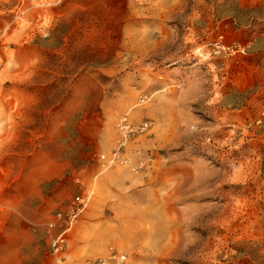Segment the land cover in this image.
<instances>
[{"label":"rangeland","instance_id":"rangeland-1","mask_svg":"<svg viewBox=\"0 0 264 264\" xmlns=\"http://www.w3.org/2000/svg\"><path fill=\"white\" fill-rule=\"evenodd\" d=\"M110 252L264 264V0H0V264Z\"/></svg>","mask_w":264,"mask_h":264},{"label":"built area","instance_id":"built-area-1","mask_svg":"<svg viewBox=\"0 0 264 264\" xmlns=\"http://www.w3.org/2000/svg\"><path fill=\"white\" fill-rule=\"evenodd\" d=\"M146 128V122L140 121L135 123L131 121L128 113L121 114L116 125L118 149L126 146L128 141L142 133ZM118 149L112 152V155L108 158L104 155L100 156L99 160H101L102 167H109L115 161L121 160L118 157ZM89 201V193L83 192L75 194L69 199L66 207L56 211L52 219L48 222L50 229L58 227V230L49 237L51 252L58 262H62L65 258L64 254L67 250L68 234ZM123 259L124 256L121 254L110 252L106 257L91 260L88 264H120Z\"/></svg>","mask_w":264,"mask_h":264},{"label":"crops","instance_id":"crops-1","mask_svg":"<svg viewBox=\"0 0 264 264\" xmlns=\"http://www.w3.org/2000/svg\"><path fill=\"white\" fill-rule=\"evenodd\" d=\"M124 113H128V115H129V117H130V114H129V112L128 111H126V112H124ZM123 114V113H122Z\"/></svg>","mask_w":264,"mask_h":264}]
</instances>
